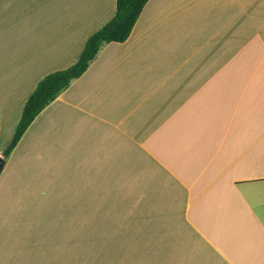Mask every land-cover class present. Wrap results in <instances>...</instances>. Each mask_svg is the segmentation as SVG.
Masks as SVG:
<instances>
[{"label":"crops","instance_id":"0c3cea01","mask_svg":"<svg viewBox=\"0 0 264 264\" xmlns=\"http://www.w3.org/2000/svg\"><path fill=\"white\" fill-rule=\"evenodd\" d=\"M116 0H0V156ZM0 171V264H264V0H148Z\"/></svg>","mask_w":264,"mask_h":264},{"label":"trees","instance_id":"16d2710c","mask_svg":"<svg viewBox=\"0 0 264 264\" xmlns=\"http://www.w3.org/2000/svg\"><path fill=\"white\" fill-rule=\"evenodd\" d=\"M147 1L116 0L114 15L88 36L78 59L64 69L47 73L37 82L24 103L12 137L1 153L2 157L9 156L26 128L46 104L86 70L103 44L122 42L128 38Z\"/></svg>","mask_w":264,"mask_h":264},{"label":"water","instance_id":"95a60500","mask_svg":"<svg viewBox=\"0 0 264 264\" xmlns=\"http://www.w3.org/2000/svg\"><path fill=\"white\" fill-rule=\"evenodd\" d=\"M4 162H5L4 157L0 156V171H1L2 167H3V165H4Z\"/></svg>","mask_w":264,"mask_h":264}]
</instances>
